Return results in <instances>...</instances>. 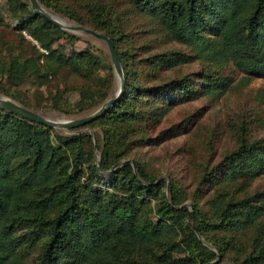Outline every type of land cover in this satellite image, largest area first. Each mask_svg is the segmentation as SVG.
Masks as SVG:
<instances>
[{
    "label": "trees",
    "instance_id": "16d2710c",
    "mask_svg": "<svg viewBox=\"0 0 264 264\" xmlns=\"http://www.w3.org/2000/svg\"><path fill=\"white\" fill-rule=\"evenodd\" d=\"M2 1L8 20L16 21L11 28L0 10L2 95L30 108L19 88L29 82L39 90L66 70L89 83L86 97L69 104L60 94L50 96L44 107L78 116L111 98L109 63L89 47L64 53L56 48L60 40L73 45L80 38L35 15L28 0ZM38 2L111 40L124 92L105 115L70 135L0 108V264H264V192L240 198L218 192L206 210L189 209L175 182L158 180L128 159L137 147L175 135L168 129L149 138L173 107L230 89L233 79L224 70L242 74V86L264 79V0ZM128 16L147 19L189 54L120 50ZM192 60L212 68L201 74V90L187 77L151 86ZM100 69L108 75L98 76ZM262 175L264 139H243L199 186L219 183L245 193Z\"/></svg>",
    "mask_w": 264,
    "mask_h": 264
},
{
    "label": "rangeland",
    "instance_id": "374dc122",
    "mask_svg": "<svg viewBox=\"0 0 264 264\" xmlns=\"http://www.w3.org/2000/svg\"><path fill=\"white\" fill-rule=\"evenodd\" d=\"M44 9L70 25H78L49 9ZM0 10L6 22H9L10 27L13 28L16 21L8 20L2 0H0ZM126 24L128 38L124 39L122 44H119V49L122 51L128 50L135 56H142L144 53L148 54L149 52L150 54H157L167 50L189 54L187 48L177 45L159 34L145 18L128 16ZM72 35L79 37L80 41L71 45L64 40H60L56 48L61 47L64 53L70 54L71 51L89 47L93 54L104 60V63H109L113 80L109 96L112 97L117 89V78L112 68L106 44L89 35ZM22 36L38 47L37 43L26 32H23ZM24 46L27 47L26 44ZM40 51L43 52V50ZM14 53L17 54V52ZM207 69L212 68L202 62L192 60L178 69L163 72L157 81L151 83V86L162 84L167 80L187 77L191 80L195 89L201 90L199 87V84L203 82L201 74ZM222 73L223 76L233 79L230 89L218 98L200 95L196 100L186 101L173 107L155 131L149 135V138H153L158 133L168 129H172L175 135L166 137L164 141L157 145L144 144L128 155L129 160H136L143 164L152 177L165 183L173 181L181 187L184 196L183 205L189 209L192 204H197L200 208L206 210L208 207L207 202L218 192L234 194L233 198H240V196L250 195L258 191L264 192V175L254 180L249 187L242 189L245 193L240 192L236 186L230 188L219 183L217 185L203 183L199 186L200 179L204 174L216 167L227 153L238 148L243 139L246 141L264 139V79H253L247 86H242L240 80L243 75L233 68L226 69ZM97 74L103 78L108 75V71L100 69ZM3 84L4 82L0 78V89L3 88ZM88 84L81 78L62 70L58 76L49 77L46 85L39 88V90L29 82L22 85L19 90L22 98L29 103L30 108L26 109L44 114L43 117L47 119L53 117L62 118V120H74L83 115H89L101 105L86 114L65 116L44 107L45 99L60 94L62 101L73 104L86 97ZM0 98L11 100L2 95L1 92ZM54 130L62 135L73 133L72 131ZM92 134L94 138L93 131ZM164 191L166 192V189Z\"/></svg>",
    "mask_w": 264,
    "mask_h": 264
},
{
    "label": "water",
    "instance_id": "95a60500",
    "mask_svg": "<svg viewBox=\"0 0 264 264\" xmlns=\"http://www.w3.org/2000/svg\"><path fill=\"white\" fill-rule=\"evenodd\" d=\"M28 2L35 15L40 16L41 18L45 19L46 21H48L50 24H52L56 28L72 33V34L89 35L91 37H94L104 42L107 46L112 68L117 78V89L115 93L113 94V96L109 100H107L103 105H101L97 110L90 113L89 115H86L82 118L74 119V120H67V121L63 120L60 122L51 121V120L44 118L41 114L31 111L29 109H26L7 98H0V108L24 120L43 125L47 128L59 129L65 132H70L71 130L84 127L87 124L105 115L106 112L119 100V98L122 96L124 92V73H123L117 52L111 40L107 36L100 34L98 32H95L93 30L87 29L81 25L64 26L60 24L58 21L48 16L45 13L46 10L44 9L42 5H40L38 0H28Z\"/></svg>",
    "mask_w": 264,
    "mask_h": 264
},
{
    "label": "bare ground",
    "instance_id": "6f19581e",
    "mask_svg": "<svg viewBox=\"0 0 264 264\" xmlns=\"http://www.w3.org/2000/svg\"><path fill=\"white\" fill-rule=\"evenodd\" d=\"M45 13L50 16L52 19L58 21L60 24L64 25V26H70V24H68L66 21L62 20L61 18H59L58 16L50 13L49 11H45ZM117 81V79H116ZM42 115V114H41ZM44 115V114H43ZM42 115V116H43ZM47 119V118H46ZM48 120H51V121H55V122H60V121H63L62 118H53V117H49ZM65 120V119H64ZM67 120V119H66Z\"/></svg>",
    "mask_w": 264,
    "mask_h": 264
},
{
    "label": "built area",
    "instance_id": "2783aa9c",
    "mask_svg": "<svg viewBox=\"0 0 264 264\" xmlns=\"http://www.w3.org/2000/svg\"><path fill=\"white\" fill-rule=\"evenodd\" d=\"M45 54H47V52L43 51Z\"/></svg>",
    "mask_w": 264,
    "mask_h": 264
}]
</instances>
